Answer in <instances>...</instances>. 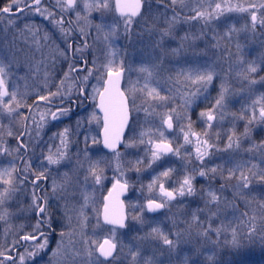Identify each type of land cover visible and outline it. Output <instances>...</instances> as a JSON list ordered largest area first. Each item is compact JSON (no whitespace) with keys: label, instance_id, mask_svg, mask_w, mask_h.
<instances>
[{"label":"rangeland","instance_id":"obj_1","mask_svg":"<svg viewBox=\"0 0 264 264\" xmlns=\"http://www.w3.org/2000/svg\"><path fill=\"white\" fill-rule=\"evenodd\" d=\"M0 2H2L0 6H7L9 0H0ZM54 2L55 0H52V3ZM88 2L91 3L92 0ZM108 2V8H93L89 13L84 9L81 0H77L82 18L77 20L74 12L67 15L76 28H88L85 42L87 46L84 45L81 49L91 54V61L95 60L97 67L111 59L114 61V68L119 69L122 66L128 71L124 87L132 121L123 153L119 157L122 159L119 160V163L121 162L119 167L124 169L121 180L131 188L130 197L126 200L128 222L123 230L115 228L113 237L109 231L113 227L105 226L101 220L103 199L107 192L105 186L109 182L113 184L116 180L115 174L107 175V170L118 168L116 157L102 160L106 167L99 184L91 174L88 175L87 181L85 177L67 174L71 182L64 184L66 190L61 191L58 188L54 193L53 183L61 185L66 179L65 176L60 177L61 179L54 177L50 180L47 194L49 198L57 197L60 206L55 248L52 251L61 241L60 232L64 231L66 233L64 247L59 257L61 264H73V253L83 252L85 245L82 241L85 239L92 248L96 249L94 255L101 261L104 260L98 255L97 244H102L105 239L116 244V255L111 260L104 261V264H131V253L137 251L139 252L137 264H144L148 259L154 264H184L185 259L188 264H264V254H256L252 246L254 240L249 241L241 231L245 223L264 224V181L260 180V176L264 175V121L259 118L261 104L256 103L264 97V28L257 24L253 32L247 12H225L219 20H212L208 25L200 20L186 19L195 14L193 9L211 10L208 9V0H184L183 7L179 0L176 6L171 5V0H164L163 3H158L157 0H145L143 13L132 18L130 31L125 32V17L117 13L115 0ZM224 2L225 0H213V8L215 3H221L223 6ZM261 2L262 0H231L232 4L244 6ZM255 10L250 9V11ZM84 16H87V21L83 19ZM174 16L175 21H173ZM257 16L259 20V12ZM63 19L64 27L68 28L67 20ZM168 22L174 23L172 36L164 37L158 46L161 31L169 27ZM246 24L249 25L248 28L244 27ZM97 25H102V29H98ZM231 26L241 30L232 32L230 36L226 35ZM113 28L115 35L105 40V33ZM39 35L44 38V44ZM55 35H59V39L55 38ZM185 36L188 38L182 39ZM67 38L68 36L61 33L58 26L35 12L27 11L19 16H11V23L6 15L0 18V64L5 66L6 85L11 92L17 93V99L22 102L21 107H29L36 97L55 93L58 88L64 96L66 88L71 85L73 87L71 76L67 79L65 76L61 78L64 81L63 85L56 81L55 70L58 67H55V61H64L68 58L70 48ZM237 45L240 47L238 48ZM250 64L256 68L255 72L247 71ZM141 66H154V74L149 80V86L168 97L166 101L153 100L140 91H133L134 88H142L145 82V74L138 71ZM209 66L215 73L211 85L206 92L197 93L194 103L185 113L183 97L196 87L185 79L187 73L194 69L204 70ZM59 69H63L62 64ZM91 70L93 75L90 77L92 81L90 111H96L98 95L93 93V86L102 89L106 72L100 75L95 68L92 67ZM245 75L248 79L244 78ZM222 83L227 89L224 106L216 108L214 112L216 118L213 121H207L206 117L201 118L199 113L211 110L215 106V99L221 91ZM4 99L8 101L10 97ZM52 99L55 102L62 101L61 96ZM12 106L15 107V104ZM173 109L175 111H172ZM0 111L5 110L0 107ZM254 113L256 118L252 119ZM178 114L181 117L179 127ZM167 115L173 116V132H168L166 124L161 123ZM188 118L192 122V131L198 134L190 135L191 144H185L181 131V128L187 130ZM4 119L5 116L0 113V131L5 128ZM208 124L212 127L208 128ZM92 128V136L95 138L101 130L97 116L93 118ZM157 128L164 131L165 142H170L173 149L178 145L183 147L179 156L172 154L149 168L147 165L151 160V150L155 143L161 142ZM142 132L148 134L144 136V143H140ZM205 132L207 136L203 135ZM149 137L153 139L151 144L148 143ZM229 137H232L231 147H228ZM204 140H207L210 146L207 147L208 154L201 163L196 158V147L199 141ZM129 141H132V146H127ZM200 146L204 147L202 144ZM5 152L6 148L0 145V174H2L0 178L12 179L14 184L16 178L8 170ZM95 157L92 153L87 156L89 164L92 165ZM137 160H141L142 163L137 164ZM189 160L191 163H187ZM167 167L175 171L169 177H160L156 184H152L154 177ZM193 168L206 172L195 194L188 197L180 196L177 191L175 193L177 199L174 203L168 202L164 210L150 214L147 202L151 194L159 190V184L164 182L168 188L174 186L172 190L178 189L185 172L186 175L197 177L198 171L193 172ZM213 168L217 169L215 173L211 171ZM230 169H236V172L231 179H228ZM240 172L249 176L251 181L249 188L237 189V177ZM252 173L256 175L253 176ZM7 185L0 183V191L7 188ZM149 185H152L151 189ZM209 189L217 193L219 202L208 204L206 207ZM85 193L88 195L87 204L83 198ZM11 195L10 193L4 204L0 206V214L4 215V219L0 220V236L3 241L11 237L9 233L11 226L21 220V213L9 206L11 199L14 197L19 200V196ZM28 199L32 203V196ZM82 206L83 216L80 215ZM217 208L220 209L219 212ZM246 211L248 215H242ZM65 212L71 216L70 221ZM193 213L198 217L196 221L192 219ZM213 213L216 215L213 216ZM251 216H255V219H251ZM221 221L231 222V227L237 228L243 240L242 247L234 249L225 242V235L229 240L231 239L230 232L222 233L217 243H213L217 240L215 232L211 233V240L200 234L202 230L209 228V224L213 228L220 227ZM153 227H159L168 235L175 247L170 248L165 245L159 237L144 239L143 237L151 232ZM69 233H72L71 244ZM93 240L97 241V244H92ZM52 251L44 257L41 264H56L57 258L52 257ZM209 256L213 258L212 261L208 260ZM79 261L80 258L76 257V264H79Z\"/></svg>","mask_w":264,"mask_h":264},{"label":"snow or ice","instance_id":"obj_2","mask_svg":"<svg viewBox=\"0 0 264 264\" xmlns=\"http://www.w3.org/2000/svg\"><path fill=\"white\" fill-rule=\"evenodd\" d=\"M83 3V7L85 10H87L89 13L93 8H108L109 2L108 0H92L91 3L88 2V0H81ZM158 3H163L164 0H157ZM178 0H171V5L176 6ZM181 7L184 6V0H179ZM141 0H134V2L131 3H121V0H116V9L120 12V15L122 17H125L124 19V25H125V32L130 31V25L133 23V17H136L140 14L141 9ZM167 7V5H166ZM15 9V12H14ZM55 9H59L60 12V18L57 19V12ZM208 9L211 10H199V9H193L195 12L194 15L187 17L188 20H200L205 25H208L211 23L212 20H219L221 16L224 15L225 12H247L251 19V30L254 32L256 30L257 24L261 28H264V0H262L261 3H250L248 6H244L242 4H232L231 0H225L223 6L221 3H215L213 8V0H208ZM250 9H256L255 11H250ZM27 10L28 12H35L39 14L40 16H43L45 20H49L50 23L53 25H56L59 27V30L61 33L65 34L67 37L68 35H71V22H69V27L65 28V21L63 19V16L65 14H69L71 12H74L76 15L77 20H80L81 13L77 5V0H55L54 3L50 2V7H45L42 3V0H9V3L7 6L0 8V14H8L9 22L11 23V16L15 13H23ZM173 11L175 12V7H173ZM257 12H259L260 19L258 20ZM83 19L87 21V16H84ZM176 17H173V21H175ZM169 27L165 28L161 31V43L164 39V37L172 36V29L174 27L173 22H168ZM102 25H97L98 29H102ZM245 28H248L249 25H245ZM81 34L84 33L83 27L80 29ZM241 29H236L235 26H231L228 28V31L225 33L226 35H231L232 32L240 31ZM115 35V29H111L109 32L105 33V40H108L109 37ZM188 37L185 36L182 39H187ZM215 38V37H214ZM85 46H87L85 44ZM71 47V45H69ZM239 48L240 46L237 45ZM76 51H80L79 48L76 49ZM175 51V50H174ZM93 68L96 69V72L100 75H103L106 72L107 79L103 82V90L101 91L97 87L93 86V93L99 96V109L101 112H103L104 115V146L106 148L112 149V151L115 153V156L117 158V167H119V157L120 153L116 152V145L120 142V136L123 132L124 127L128 124L129 120V104H128V98L125 95L123 91L120 90L119 84H120V78L123 74V67L121 66L119 69H116L113 67L114 61L109 59L106 64L100 65L99 67L96 66V61H92ZM70 71H77V69L73 65H69ZM79 71H83V69H79ZM138 71L145 74V82L142 88L140 89H133V91H140L144 95H146L148 98L157 100V101H166L168 97L163 96L160 94L159 91H157L156 88L149 86V80L154 74V66L153 67H147V66H141ZM248 72H255L256 68L250 64L247 69ZM93 75V71L91 69L88 70L87 75L83 78V80L86 82L89 77ZM215 73L214 70L209 66L208 68L204 70L200 69H194L190 70L185 79L190 82L191 85L196 86L193 91L190 93H186L183 97V108L185 113L188 111V109L191 107V105L195 101V97L197 93H200L201 91H207L208 87L211 85L213 81ZM6 71L5 66L0 64V107H2L5 111L8 112L9 115H11L13 112H16L19 107L22 106V102L17 99V93L15 91L9 92L8 87L6 85L5 81ZM65 78L67 79V73L65 74ZM245 79H248V77L245 75ZM99 79V77H98ZM252 83H255V81H252ZM64 84V81H61V85ZM86 87V83L79 86V93L81 95L84 94ZM227 89L224 86V84H221V91L218 95V97L215 99V106L208 111H201L199 113V116L201 118L206 117L207 121H213L216 116L214 115V112H216V108H223L224 101H225V93ZM10 100L6 101L4 98L9 97ZM61 96V100H63V96L61 95V89L58 88L57 92L55 93H49V95H40L38 97L39 101H47L49 104H53L54 101L52 97ZM264 97H261L260 100L256 101V103L261 104L260 110H259V118L264 121ZM135 101H133V104ZM15 104V107L12 105ZM154 107V106H153ZM57 111L67 114L68 109L65 108H58ZM147 111V110H146ZM172 111H175L173 109ZM52 116V119H59V116L56 112L51 111V109L48 110V113ZM151 114V113H149ZM93 118H96V114L93 113ZM45 116V113L41 114V119L43 120ZM180 115H177V126L179 127V120ZM221 118H223L221 116ZM255 113L253 114L252 119H255ZM24 119H27L26 117ZM189 119V124L187 130H184L181 128V131L183 132V139L185 144H191L192 141L190 140V135H198L192 131V122L191 119ZM80 121H77V124L79 125ZM162 124H166L167 128L171 130L173 128V116L167 115L166 119H162ZM251 123V120L249 121ZM208 128H211L212 125L208 124ZM159 133V137L161 138L160 143H155L154 148L151 150V160L148 163L147 167L151 168L152 164L156 163L157 161H162L163 156L172 153L173 155H180L181 148L183 145H178L175 149L171 146L170 142H165V133L160 128H157L156 130ZM247 131V130H246ZM65 132H67V129H65ZM11 135V133H9ZM63 136V133L60 134ZM148 135L145 132H142L140 134L141 139L140 143H144V136ZM203 135L207 136V132L203 133ZM85 140H87V137H85ZM95 142V139H94ZM62 143L64 141L62 140ZM148 143H153L152 137H149ZM203 145L202 148L200 145ZM127 146H132V141H129ZM209 142L207 140L199 141L196 147V158L200 160L201 163H203V158L208 154L207 147H209ZM232 146V137H229V145L228 147ZM187 151V150H186ZM49 163L55 164L59 161L57 159L53 158V155L48 156ZM99 162H97L96 165H91L88 169V172L93 176L95 182L97 184L100 183L102 176L99 171H96L94 169L97 168ZM137 164L142 163L141 160L136 161ZM166 163V162H165ZM187 163H191V160L187 161ZM161 167H163V164H161ZM239 168V166H237ZM139 170V169H137ZM5 173H7V170H4ZM175 169L171 167H167L164 170L160 171L158 175H156L153 179L152 184H156L158 180H160V177H169L171 173H173ZM198 171L199 176L204 177L206 176V172L204 170H197L193 168V172ZM213 173L217 171L216 168L211 169ZM236 169H230L228 172V179H231L235 175ZM8 175H11L8 173ZM253 176H255V173H252ZM0 177H2V174H0ZM65 181L61 185H57L55 182L53 183V192L55 193L57 189L59 188L61 191H65L64 184L70 183V179L67 178V174H65ZM44 178V174L40 173L35 176V180L39 181ZM88 175H85V181H87ZM195 179L194 175H186L183 177L182 183H180L178 189H173L172 191L166 190L164 187V182H161L159 184V191L160 194L163 197H166L168 201L175 200L176 195L175 193L178 191L180 196L187 195H194L195 189L193 187V180ZM260 180L264 181V175L260 176ZM237 189L241 188H249L251 181L249 179V176L246 175L244 172H240V175L237 177ZM0 183L3 184H9L11 185L13 183L12 179L3 180L0 178ZM33 187L36 190H42L39 183L34 182ZM117 187L116 184L113 185V188L115 189ZM127 187V183L120 184L119 188L121 191H123ZM152 185H149V188L151 189ZM223 187V185H222ZM15 189H9L4 188L2 191H0V206L4 204L5 199L9 196L11 191H14ZM109 196H112V193H109ZM207 196L209 197L208 200L205 202V206L207 207L208 204L218 203L219 202V196L216 192L212 191L211 189L208 190ZM83 198L85 201V204L88 202V195L85 193L83 194ZM49 200V196L47 193H45L43 196L36 195V192H33L32 195V205L36 211V214L38 216V219L36 220V223L33 225V229L31 232H28L24 235H22L20 238L23 241H33L35 243L31 244L30 247L33 249L31 251L27 252V256L29 258H35L40 255L41 252H45L48 250L49 247V235L50 233L47 231V229H50L52 227L51 224V214L46 207ZM38 201H43V203H38ZM166 201H162L160 203H156L153 200H149V203L147 205L148 211L153 212L156 211L162 207L165 206ZM220 209L217 208V212H219ZM65 215L67 216L68 220H71V216L68 215L67 212H65ZM80 215L83 216V206L80 209ZM213 216L216 215V213L212 214ZM242 215H248L247 211L243 213ZM4 219V215L0 214V220ZM134 219H140L139 217H134ZM193 221H196L198 217L195 213H193L192 216ZM251 219H255V216H253ZM104 222L106 224L115 225L120 228L125 227L124 223V214L122 211L117 212L115 210L109 209V206L105 204L104 207ZM141 223L143 221L141 220ZM83 225L81 224V228ZM191 227V225H190ZM199 227V225H197ZM113 237L115 236V228L109 230ZM243 232V236L247 238L249 241H252L259 238L262 246H264V227L257 229L255 224L251 223H245L243 228L241 229ZM215 232L217 240L213 241V243H217L219 237L222 233H231V239H228V236L225 235V242L230 244L234 249H239L243 246V240L241 239L240 232H238L237 228L231 227V222L224 223L221 221L220 227L213 228L211 224H209V228L207 230H202L201 235H203L206 239L211 240V233ZM66 233L64 231L60 232L61 241L57 244L56 249L52 251V257L57 258L56 264H61V261L59 260V257L61 256V250L64 247V237ZM69 243H72L71 236L72 233H69ZM81 235L83 233L81 232ZM149 237L152 238H161L163 240V243L165 245L170 246V248H174L175 244L174 242L169 239L168 235L164 234L159 227H153L151 229V232H149L144 239H147ZM16 243V242H14ZM82 243L85 245V248L83 252L76 251L73 253L74 261L73 264H76L75 258L79 257L80 261L79 264H104V261H101L99 257H96L94 255V252L96 249L92 248L89 244V241L87 239L83 240ZM92 244H97V241L93 240L91 242ZM100 256H103L105 260H107L109 257L112 256L113 251L116 248V244L112 243L109 239H105L103 244H97ZM11 251V250H9ZM132 255V262L131 264H137V257L139 255V252H133ZM0 256H3L5 260H13L14 258L11 255H6L3 251H0ZM51 259V258H50ZM212 257L209 256L208 260L212 261ZM0 264H3V261H0ZM19 264H25V256L20 255L19 256ZM144 264H154V262L151 259L145 260ZM184 264H188L187 259H185Z\"/></svg>","mask_w":264,"mask_h":264},{"label":"flooded vegetation","instance_id":"obj_3","mask_svg":"<svg viewBox=\"0 0 264 264\" xmlns=\"http://www.w3.org/2000/svg\"><path fill=\"white\" fill-rule=\"evenodd\" d=\"M144 1L145 0H141L143 10ZM50 2L52 3V0H42L43 5L47 7H50ZM55 11L57 12V16L60 18L59 9H55ZM25 12H27V10H25ZM3 15L6 14H0V18ZM63 18L67 20V25L69 26V22H71L69 16L65 14ZM79 29L80 28H76L71 23V35H68L67 38V42L71 45V47H69L68 58L64 61H55V67H58V69L55 70L57 75L56 81L61 82V80H63L61 78L64 77L66 73L67 78L71 76L73 79V87L71 85L66 88L63 100L61 102L54 101L53 104H49L47 101H39L36 97V99L31 101L29 107H20L11 115H9L7 111H0V113L5 116L3 121L5 128L0 131V145L6 148L5 160L8 165L7 167L9 172L16 178V182L11 185L8 184L7 188L15 189L10 192L12 194L11 196H19V200H16V198L13 197L9 206L11 209L14 208V210H18L21 213V220L18 221L19 223L15 222V225L11 226L9 230L11 237H9L8 240L3 241L0 236V251H3L6 255H11L14 258L13 260H5L3 256H0V261H3V264H19L20 255L25 256V264H41L44 257L49 255L55 248L58 209L60 206L57 197L49 198L46 205L51 214L52 224V227L47 229L50 233L48 250L41 252L40 255L34 259L29 258L27 256V252L33 250L30 245L35 242L23 241L20 238L22 235L32 231L33 225L38 219L36 211L33 207H31L32 203L28 199L29 196L33 195L34 191L38 196H43L45 193H48L50 180L54 177L61 179L60 177L65 176V174H69L70 176L84 178L85 175H89L90 173L88 172V169L91 164H89L87 156L90 153L96 156L92 165H96L97 162H99L97 168L94 170L99 171L101 176L103 175L106 167L102 160L107 159V157H116L114 152H109L103 147L102 131L104 123L102 116L97 110L90 111L92 108L90 102L92 81L90 80V77L86 82L83 78L87 75L88 70L92 69L93 65L91 61V54H89L88 51L81 49V47L85 45L86 37L88 36V28L83 27L85 34H81ZM54 37L59 39V35H55ZM40 38L41 42H43L42 44H44V38L41 36ZM77 48H79L80 51L77 52ZM60 64L63 65L62 70L59 69ZM70 64L73 65L77 71H70ZM79 69H83V71H79ZM123 69L122 91L126 95L124 83L128 71L125 67H123ZM106 79L107 75L105 76L104 81ZM84 83H86V87L84 94L81 95L79 93V86ZM8 90L11 93L10 89ZM102 90L103 87L101 91ZM58 108L68 109L67 114L57 111ZM49 109L56 112L59 119H52V116L47 114ZM42 113H45L43 120L41 119ZM93 113L96 114L99 122L101 123V130L99 135L96 134L95 138L92 136ZM25 117L27 119H24ZM129 118L130 123L123 138V142L118 148H116V152H119L120 155L123 153L124 143L128 129L131 125V111H129ZM77 121H80L79 125L77 124ZM165 127L168 132H173L174 125L171 130H168L167 125ZM65 129H67V132H65ZM9 133H11V135H9ZM61 133H63V136L60 135ZM85 137H87V140H85ZM62 140L64 143H62ZM49 155H53V158L57 159L59 162L55 164L49 163ZM171 155L172 153L170 155L166 154L163 156V159L168 158ZM119 160L121 161L122 159L120 158ZM119 164H121V162ZM123 172L124 169L121 167H118L116 170H107V175L115 174L116 180L113 181V184L112 182H109L105 186L107 192L103 199L102 210L104 200L113 188V185L124 184L123 180H121ZM40 173L44 174V178L36 181L35 176ZM198 175L199 174L197 173V177L195 178L197 181H193V187L195 190L200 187L203 182L202 177L200 178ZM184 176H186V172L184 173ZM34 182L39 183L42 190L34 189ZM127 187L129 188V192L128 196L124 198L125 205L126 200L130 197L131 193L130 186L127 185ZM164 187L166 190L172 191L174 186L168 188L164 185ZM175 195L177 199V194ZM185 196L188 197L187 194H185ZM150 199L156 203L166 201L165 206L162 207L163 210L167 207L168 202L174 203L176 201V199L168 201L166 197H163L160 194L159 190L156 193L151 194ZM38 203H43V201H38ZM126 210L128 216L127 206Z\"/></svg>","mask_w":264,"mask_h":264},{"label":"water","instance_id":"obj_4","mask_svg":"<svg viewBox=\"0 0 264 264\" xmlns=\"http://www.w3.org/2000/svg\"><path fill=\"white\" fill-rule=\"evenodd\" d=\"M131 2H134V0H121V3H131ZM141 5H142V3H141ZM115 7H116V0H115ZM116 10H117V9H116ZM142 11H143V8H142V6H141L140 14L137 15L136 17L140 16L141 13H142ZM117 13L120 15V12H119L118 10H117ZM20 14H21V13H18V12H17V13H15V14L12 15V16H18V15H20ZM6 15H8V14H6ZM134 18H135V17H134ZM122 77H123V74H122V76H121V78H120V84H119V87H120V90H121V91H122ZM98 105H99V97H98V100H97V111H98V113L102 116V118H103V123H104V115H103V112L100 111ZM129 123H130V118H129V120H128V124H127V125L124 127V129H123V132H122V134H121V136H120V142L116 145V148H118V147L122 144V142H123V138H124V136H125V134H126V131H127V128H128ZM168 130H169V129H168ZM102 139H103V147H104V149L108 150L109 152H113L112 149L106 148V147L104 146V128H103V131H102ZM170 154H171V153H168V155H170ZM116 185H117V187H116L115 189L112 188V189L110 190V192L112 193V196L110 197L109 194H108V195L106 196L105 200H104V206H103V210H102V214H101V220H102V223H103L105 226L113 227V228H116V229H121V230H123V229L126 228V226H127V222H128V216H127V210H126V205H125V202H124V198L128 196L129 188L126 187L123 191H121L120 188H119V185H120V184H116ZM110 192H109V193H110ZM105 204H107V205L109 206L110 211H111V210H115V211H117V212H120V211L123 212V214H124V223H125V227H124V228H120V227L115 226V225L106 224V223L104 222V207H105ZM162 209H163V208H160V209H158V210H156V211H153V212H150V211H148V212H149L150 214H156V213L162 211ZM103 243H104V242H103ZM103 243H102V244H103ZM116 250H117V249L115 248V250H114L113 253H112V256L109 257L107 260H105V258H104L103 256H100L99 249H98V255H99L100 258L103 259L104 261H109V260H111V259L116 255Z\"/></svg>","mask_w":264,"mask_h":264},{"label":"trees","instance_id":"obj_5","mask_svg":"<svg viewBox=\"0 0 264 264\" xmlns=\"http://www.w3.org/2000/svg\"><path fill=\"white\" fill-rule=\"evenodd\" d=\"M0 3H2V2H0ZM3 3H5V2H3ZM3 7H5V5L0 6V8H3ZM256 227L259 230L260 228L264 227V224H262V223L256 224ZM252 246H254V248H255L254 251L256 254H264V246H262L258 237H257V239H254V241H252Z\"/></svg>","mask_w":264,"mask_h":264}]
</instances>
